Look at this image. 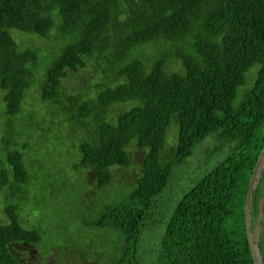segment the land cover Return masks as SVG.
I'll return each mask as SVG.
<instances>
[{"label":"trees","instance_id":"trees-1","mask_svg":"<svg viewBox=\"0 0 264 264\" xmlns=\"http://www.w3.org/2000/svg\"><path fill=\"white\" fill-rule=\"evenodd\" d=\"M0 105V264L47 249L44 204L71 199L70 178L42 193L30 178V151L53 146L75 149L106 198L52 246L62 258L88 242L86 264H255L244 206L264 150V0H0ZM259 176L253 218L264 164ZM165 195L178 202L158 219Z\"/></svg>","mask_w":264,"mask_h":264},{"label":"rangeland","instance_id":"rangeland-1","mask_svg":"<svg viewBox=\"0 0 264 264\" xmlns=\"http://www.w3.org/2000/svg\"><path fill=\"white\" fill-rule=\"evenodd\" d=\"M17 33L18 32L14 31L10 32L11 36L14 38L15 34ZM29 41L30 40L25 37L19 38V41L17 40L18 43L25 47L32 46V43H30ZM35 43L39 45V48L42 51L40 53L41 57H44L45 54L50 53L49 51L52 49L53 46L50 40L36 41ZM4 110V106L0 105V111ZM3 119L9 118L3 117ZM171 126L175 127L176 125L172 124ZM29 127L30 126L28 125V123L24 121L23 128L28 130ZM70 143L71 141H69L68 144ZM167 143L171 144V141L168 139V131L166 134V145ZM44 149L45 148L43 147L40 148V151L36 156L34 150L30 151V153L37 160V162L35 161L34 164H32L33 169L30 170V168H28V170L30 171V178H35L34 181H36V185L39 187L38 190L40 191V193L44 191L45 185L49 180H51L49 178L56 177L70 178L69 182L71 183V185L74 184V190L70 194L71 199L66 198L64 196L60 197L59 199H56L53 203L44 204V207L47 209V215L45 217L43 216V219L46 221L44 225L46 234L44 235L45 242H43L42 245H46L47 249L43 247H41V249L36 248L35 250L37 251V253H33L31 256H29L27 248H22V251H26L25 255L22 254V257H24V264H86L85 261L79 262L78 260H81V257H84L90 253V251H88L90 243L83 242L78 251L73 250L71 255L67 257L64 256V258H62L61 256L63 255L58 253V251L55 250V247L52 246H55L54 244H56L60 240L80 238V232L82 231L81 219H96L98 216L97 207L100 206V201L102 199L105 200L106 198L104 197V195L98 194L97 192L92 193V191H90V187L86 179L89 171L87 172V170H85L83 167L79 168V170L73 169V165H77L79 161V154L75 149L69 148L68 146H53L48 153L44 151ZM137 156L138 154L135 153L134 157ZM198 159H200L201 161L202 156H197L196 162H198ZM56 160H58L57 164L55 163ZM196 164L197 163H190L184 168V170H192ZM39 178L46 179L41 180ZM186 178L187 176L183 175L177 178V184L179 185H177L176 191L179 189L180 194L188 186ZM93 179L94 178H92V181ZM196 179L197 175L195 176V180L193 181V183L196 181ZM126 187L127 188H124L123 193L126 192L127 189L129 191V187L127 184ZM171 198L173 197L165 195L163 199L158 203L159 206L155 210V212L158 213V215L156 216L158 219L161 215L165 216L173 211L172 208L175 207L178 200L176 199V202L172 204L174 199ZM4 222V219L0 217V223ZM103 232V229H99V231L88 229L85 232V236L89 237L94 233H99L101 240L102 237H105ZM149 246V244L144 245L143 242L140 245V247H143V249ZM50 249L53 250L49 253Z\"/></svg>","mask_w":264,"mask_h":264},{"label":"water","instance_id":"water-1","mask_svg":"<svg viewBox=\"0 0 264 264\" xmlns=\"http://www.w3.org/2000/svg\"><path fill=\"white\" fill-rule=\"evenodd\" d=\"M263 164H264V150L260 154L259 159L255 165L253 175L249 183L246 204H245V227L247 232V240H248L251 256L255 264H260V259H259V250L255 244V241L257 240V236L255 235V237L253 238V234H252L253 232L250 229L249 201H250L251 190L255 184V178L259 175V172L262 169Z\"/></svg>","mask_w":264,"mask_h":264},{"label":"flooded vegetation","instance_id":"flooded-vegetation-1","mask_svg":"<svg viewBox=\"0 0 264 264\" xmlns=\"http://www.w3.org/2000/svg\"><path fill=\"white\" fill-rule=\"evenodd\" d=\"M258 183H259V181H258ZM261 184H262L261 189H262L263 195L258 199L257 213H256L255 218L252 217L255 213H254V208L252 206V201H251L250 223L252 224V230H254V237H255V235L256 236L258 235L256 245H257V248L259 250L260 257H261V264H264V262H263V258H264V224L262 223V219H259L260 203H261V200L264 199V181ZM252 199H253V196H252ZM263 209H264V202H263V208H262V218H264ZM26 248H27L29 256H31L33 253L34 254L37 253V251L35 250V248H33L32 245H26Z\"/></svg>","mask_w":264,"mask_h":264},{"label":"bare ground","instance_id":"bare-ground-1","mask_svg":"<svg viewBox=\"0 0 264 264\" xmlns=\"http://www.w3.org/2000/svg\"><path fill=\"white\" fill-rule=\"evenodd\" d=\"M252 175H253V173H252ZM252 175H251V177H252ZM259 178H260L259 175L255 178V184H254V187L251 190L250 201H249V217H251L250 208H251L252 195H253L254 190L257 188ZM250 180H251V178H250ZM249 183H250V181H249ZM248 187H249V184H248ZM247 191H248V188H247ZM246 198H247V192H246ZM246 198H245V204H246ZM263 202H264V199H262L261 200V203H260L259 219H262ZM244 217H245V206H244Z\"/></svg>","mask_w":264,"mask_h":264},{"label":"clouds","instance_id":"clouds-1","mask_svg":"<svg viewBox=\"0 0 264 264\" xmlns=\"http://www.w3.org/2000/svg\"><path fill=\"white\" fill-rule=\"evenodd\" d=\"M250 229H251V231L253 232L252 234H253V238H254V230H252V224L250 223ZM257 238H258V235H257ZM257 241V240H256ZM256 241H255V244H256ZM247 242H248V240H247ZM249 246V245H248ZM257 246V245H256ZM249 251H250V248H249ZM250 255H251V252H250ZM251 258H252V256H251ZM259 259H260V264H261V257H260V254H259Z\"/></svg>","mask_w":264,"mask_h":264}]
</instances>
